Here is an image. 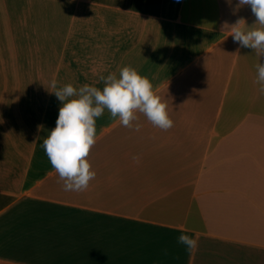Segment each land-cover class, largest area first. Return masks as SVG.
Returning <instances> with one entry per match:
<instances>
[{
  "label": "crops",
  "instance_id": "1",
  "mask_svg": "<svg viewBox=\"0 0 264 264\" xmlns=\"http://www.w3.org/2000/svg\"><path fill=\"white\" fill-rule=\"evenodd\" d=\"M238 20L264 27L239 0H0V264H264L261 57L233 41ZM124 65L173 124L105 108L96 174L65 190L41 146L49 82L102 88Z\"/></svg>",
  "mask_w": 264,
  "mask_h": 264
},
{
  "label": "clouds",
  "instance_id": "2",
  "mask_svg": "<svg viewBox=\"0 0 264 264\" xmlns=\"http://www.w3.org/2000/svg\"><path fill=\"white\" fill-rule=\"evenodd\" d=\"M239 3L250 6L256 17L255 23L264 25V0H239ZM238 23L239 20L233 25L232 39L239 46L255 50L261 57L254 67L259 91L264 93V27L250 25L245 31L235 26ZM100 79L104 81L102 88L88 83L78 87L65 83L58 87L55 79L49 82L52 93L61 103L55 126L48 131L41 146L65 190L85 189L96 174L86 157L96 139L95 118L101 116L105 108L127 127H139L132 123L137 119V111L144 113L159 128L167 129L173 124L166 104L154 93L150 80L135 68L124 65L119 69V75L110 72ZM133 159L137 157L134 155ZM177 240L189 251L197 243L183 231Z\"/></svg>",
  "mask_w": 264,
  "mask_h": 264
}]
</instances>
